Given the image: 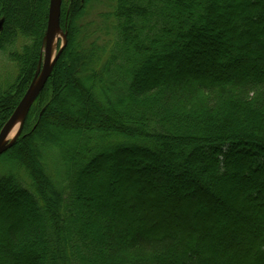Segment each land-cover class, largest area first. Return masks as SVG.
Returning <instances> with one entry per match:
<instances>
[{
    "label": "trees",
    "instance_id": "16d2710c",
    "mask_svg": "<svg viewBox=\"0 0 264 264\" xmlns=\"http://www.w3.org/2000/svg\"><path fill=\"white\" fill-rule=\"evenodd\" d=\"M91 1L62 5L67 44L47 82L51 99L35 102L28 116L38 121L0 153V193L24 200L0 195V264H264V74L236 67L251 48L264 51V0H228L225 21L219 0H113L111 49L80 22ZM49 3L0 0V53L26 76L17 96L15 85L0 91V131L35 78ZM17 42L21 54L11 51ZM203 57L210 77L154 76L163 60L200 67ZM249 60L264 70V58ZM82 65L101 66L125 91L106 114ZM62 80L76 104L62 96ZM54 123L87 139L77 147L63 142L62 153L46 139H56ZM43 149L56 150V184L39 158ZM125 151L134 154L101 172L88 198L89 169ZM111 172L133 182L118 201L109 197ZM185 177L195 183L179 190L175 181ZM210 177L218 186L204 184ZM241 178L250 184H231ZM220 238L231 248L211 251Z\"/></svg>",
    "mask_w": 264,
    "mask_h": 264
},
{
    "label": "rangeland",
    "instance_id": "374dc122",
    "mask_svg": "<svg viewBox=\"0 0 264 264\" xmlns=\"http://www.w3.org/2000/svg\"><path fill=\"white\" fill-rule=\"evenodd\" d=\"M71 2H72V0H62V5L64 7L66 6V8L69 9L72 6ZM113 4H114L113 0H92L89 7H88V11H87L86 15L82 18L83 20L80 21L81 23H83L86 26V31L88 30V31H90V33L92 31L94 33L93 36L98 38V40H99L98 44L99 45H105L106 44L108 47L107 49L113 48L114 44H115V41H114L115 35L113 33V30H112V27H113L112 26V19L108 18V15L112 12V9H113L112 5ZM230 4H231V1H228V0H221L220 1L219 0V12H220L221 17L223 18L224 21L226 20L225 11ZM104 15H106V16H104ZM2 17H3V12L0 11V29L2 26L1 25ZM86 31H84V33H86ZM209 33H211V31ZM58 34H59V36L57 38V41H56L54 49H53L54 55L63 46L65 39H67V18H65L64 27H62V25H61V28H60V31ZM247 36H250V33L247 34ZM44 38H45V35H44ZM44 38H43L42 44H44ZM247 40H250V43H253L252 38H249ZM21 46H22V43L17 42L16 46H14V48H11V51H14V52L21 54V51H22ZM253 47H255L254 44H253ZM254 49H256V47L253 49L251 48L248 53H245L247 56L246 61L241 62V64H239L240 66L237 65L236 67L237 68L239 67L240 69H241V67L246 68L253 76L258 77L261 74L262 75L264 74L263 66H261V65L254 66V64L249 59L251 57H253V55H254V57H256L258 55L259 58H264V51L259 52V51L254 50ZM108 52H109V50H108ZM242 53H244V51ZM40 54H41L40 55V61H39V64L37 66V69H36V75L40 74L41 66L43 65V60H44L43 46H42ZM203 58L205 60L202 59L201 61L197 62V64L201 65L200 67H198L197 65L195 67H193L191 65H189V66L187 65V67H184V68L178 67L177 65L179 63L176 60H173V61H171L169 59L163 60V62L155 64V67L158 69V72L154 76H155V78H160V79L167 78L170 81H172V80L176 81L177 77L179 75H182V74L189 79H194L197 77H210L211 71L209 70V67H208L209 66L208 65L209 59H207L205 57H203ZM105 61L106 60H104V62ZM111 64H112V66L111 65L110 66L112 69L114 61H112ZM79 65H81V64H79ZM83 68L85 70L87 69V71H90V72L86 73L85 75H89V73L91 74V72H92L93 75L92 76L90 75V77H92V78H89L92 80L89 82L88 85L91 88V90L93 91V94H95V96H96L95 101H96L97 105L100 107L101 112L106 114L107 110L112 107L110 103L114 102L116 99V96H118L119 94H124L125 91L123 89H119L117 87V77H115L113 75H111V77H109L110 74L107 71L105 72V70L103 71L101 66L97 67L96 70H95L94 65H92L90 68H88V67L86 68L85 66H83ZM93 68H94V71H93ZM240 69H239V71L237 69V71L242 72V69L241 70ZM95 73H97V74H95ZM85 75H82L79 78L83 79L85 77ZM69 76H70V73H68L67 75L66 74L63 75V79L65 80V82L67 81V84L71 83V81H69ZM25 77H26L25 75L20 73L19 67L14 62H12L11 60L8 59L7 55H5L4 53L3 54L0 53V91L1 92H10L11 86L13 87L15 85L16 87L14 88V91L12 92V94H13L12 97H14V95L17 96L18 90L20 89V85L22 86ZM93 77H94V79H93ZM63 83H64V81L62 82V85H61L62 96H67L69 94L68 98L71 100V102L76 104V101H77L76 96H74L73 93L71 94V92L69 93L68 89L66 88V84H63ZM144 83L145 82H143L141 84H144ZM115 84H116V87H115ZM52 93H53V90L51 88L49 89V86L46 83L44 89L40 93L41 97L39 98V96H40V94H39V96L37 97L38 100L36 99L35 102L40 103L39 106H46L45 104L48 102V99H51ZM206 97L207 96H204V98H206ZM201 99L202 98H200V100ZM35 102L33 103V105L35 104ZM32 106H31V108H32ZM31 108L27 112L26 116H24V118L22 119L20 126L17 129L15 135L12 137H10V136L8 137L7 143H9L11 141H17L21 136H23L25 133H27L31 127L34 126L36 121H38V118L36 116H30V117L28 116ZM120 110H121V112L123 111L122 108H119V113H120ZM78 112L79 113H77V112L76 113L80 114V111H78ZM74 113H75V111H74ZM118 115H121V113ZM28 117H29V119H28ZM78 118H81V116H79ZM26 124H28V125H26ZM51 131L53 132L56 139L53 140L50 137H47L46 139L49 141L56 142L55 147L60 149L62 153L65 152L64 151L65 147L63 146V144H64L63 142H67V143L73 145L74 147H77L79 142H83L87 139V138H82V139L76 138L75 136H73L71 134V128H68L65 126L61 127L60 125H58L56 123H54V125L51 127ZM36 144H38V142ZM49 149H51V148H49ZM49 149H43L38 154H39V158H42V160L44 159V161H45V168L44 167L43 168L45 169L46 174H48V176L50 177L51 182L53 181L55 183L56 182V175H54L55 174V166H54L55 163L52 161V158L55 159L54 152H56V150H49ZM132 154H134V153L127 152V151H125L123 153L121 152L119 154L112 155V156L106 158L102 162L93 164V166L89 169V171L85 175L86 180H83V189H84L85 195L88 198L94 199V196L91 194V189L94 186L93 181L96 180L97 178L101 179V177H99L98 175L101 172H104L107 175V172L110 169L114 170L115 166H117L118 164H121V162L125 158L129 159V157H132ZM3 163H5V162H3ZM13 166L14 165L12 164V167ZM126 167L128 168L129 166H126ZM126 167H123V168L125 169ZM145 168L148 169V171H149L148 173H151L152 172L151 168H155V167H153L151 164ZM16 170H19V169H16ZM2 172H3L2 174H6L3 169H2ZM111 175L114 176V178L112 179L114 182L111 185L112 187H111V193L109 194V197L110 198L112 197V199L114 201H118L119 197H120V193L125 188H127V191H126L127 193L131 192L130 185L133 182L130 181L131 179L127 180V178H125L126 175L124 172L118 174L117 177L115 175H113V173ZM157 182L159 184H161V186L163 185V183H160V181L157 180ZM175 182L177 183V187L179 190L182 189L184 184H188L191 182V184H192L191 186H193L195 183L191 178L189 179V177H185L183 179L177 178ZM241 183H244V184L249 183L250 184V182H247L244 178H241L240 181L236 180V181L231 182V184L233 186L241 185ZM204 184L207 185L208 187L212 186L213 184L218 186V183L215 182L214 179L211 177L207 178L206 181L204 182ZM262 188H264V186ZM213 189H214V187H213ZM0 191H2L1 185H0ZM0 195H2L3 197H5V195H8V196H6V198H9L8 200L14 201V200L20 199V202H22L24 204V200L21 199V197L19 198L17 196V194H15L11 191H9L7 194L5 193V195H4V193L3 194L0 193ZM200 203H201V201H200ZM252 203L253 202L249 203V206H251ZM222 208L225 209L224 206ZM218 210H219L218 207L214 208V210H213L214 214H217ZM226 210H227V212L225 213L226 215H231L233 213V211L229 208ZM91 214L92 215L96 214V209L92 208ZM89 219L92 220L93 218H89ZM144 225L148 226L149 224L146 223ZM36 227L38 228L39 225L37 224ZM232 243L233 242H231V240L229 241L225 238H220L218 240V242L211 247V249H212L211 251L214 252V250H217V249H223L224 250L227 248H231Z\"/></svg>",
    "mask_w": 264,
    "mask_h": 264
},
{
    "label": "water",
    "instance_id": "95a60500",
    "mask_svg": "<svg viewBox=\"0 0 264 264\" xmlns=\"http://www.w3.org/2000/svg\"><path fill=\"white\" fill-rule=\"evenodd\" d=\"M61 12L62 0H50L48 22L43 44V65L41 66L40 74L35 75L34 80L19 102L12 116L0 131V153L4 152L14 144L15 141L7 143V139L13 127L18 123V121H20L21 118L23 119L24 116H26L27 112L29 111L41 91L44 89L53 72L58 58L60 57L63 49L67 44V39H65V42L58 53L56 55H53L54 41L61 28Z\"/></svg>",
    "mask_w": 264,
    "mask_h": 264
},
{
    "label": "bare ground",
    "instance_id": "6f19581e",
    "mask_svg": "<svg viewBox=\"0 0 264 264\" xmlns=\"http://www.w3.org/2000/svg\"><path fill=\"white\" fill-rule=\"evenodd\" d=\"M58 36H59V34L57 35V37H56V39H55V41H54V46H55V43H56V41H57ZM21 121H22V118H21L20 121H18V123L13 127V129H12L10 135H9L10 137H12V136L15 135L17 129H18L19 126H20Z\"/></svg>",
    "mask_w": 264,
    "mask_h": 264
}]
</instances>
